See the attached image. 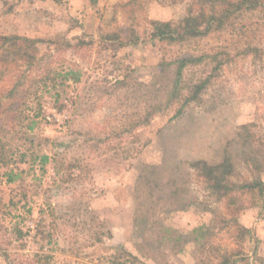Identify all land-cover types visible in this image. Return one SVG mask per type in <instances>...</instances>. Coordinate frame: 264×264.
Instances as JSON below:
<instances>
[{
  "label": "rangeland",
  "instance_id": "1",
  "mask_svg": "<svg viewBox=\"0 0 264 264\" xmlns=\"http://www.w3.org/2000/svg\"><path fill=\"white\" fill-rule=\"evenodd\" d=\"M196 11L195 0H0V38L36 40L34 59L0 65V94L22 77L14 116L0 119L18 173L0 175V264H264V162L253 173L234 140L249 124L264 157V3L201 37L152 40L151 20ZM182 53L207 55L183 73L209 76L202 101L142 123L161 95L159 62ZM69 68L78 79L60 85ZM225 149L234 177L262 192L216 201L188 174L189 160Z\"/></svg>",
  "mask_w": 264,
  "mask_h": 264
},
{
  "label": "trees",
  "instance_id": "2",
  "mask_svg": "<svg viewBox=\"0 0 264 264\" xmlns=\"http://www.w3.org/2000/svg\"><path fill=\"white\" fill-rule=\"evenodd\" d=\"M263 3L264 0H195L197 11L193 14L187 15L177 21L151 20L150 36L152 40L156 39L161 44L165 42L167 44H175L191 38L201 37L212 29H221L224 23H227L231 18L235 10L242 7L251 9L258 5H263ZM133 33L135 32L132 31L131 34ZM132 41L136 42L137 37H133ZM35 42V39L15 33L2 35L0 38V65L6 66L9 63L20 62V60V63H22L28 59H34L35 55L28 53L26 49L33 46ZM16 50H19L18 55H16ZM10 54L12 57H10ZM206 56V54L182 53L169 59L162 58L159 62L158 72L156 73V80L159 79L163 83V86H159L160 89L158 88L161 92V97L158 96L156 103L150 102L146 106L147 116L143 118L142 123L149 122L150 116L165 109L167 110L172 106L178 105L176 112L179 113L184 106L192 102L198 104L202 101L201 93L209 82V76L187 82L183 77V73L186 68L202 62ZM3 70L5 68L0 69V72H4ZM57 75L59 76L60 85H64L68 78L77 80L79 77L78 72L73 68L59 71ZM21 79L22 77L19 76L8 88L1 91L0 99H7L6 103L0 101L1 120L9 116L13 117V113L18 108L16 103L18 97L16 98V96L21 88ZM115 82L117 84L122 83L120 80H116ZM155 95L158 94L156 93ZM249 126V124L242 125L237 132V136H234V140L237 138L241 141L243 148V159L241 161L245 165H248L253 173L260 172L263 169L264 157H261L262 153H258L260 151L259 147L254 145L256 142L255 135ZM10 153L8 143L0 137V175L5 176L6 182H12L18 177V173L11 163ZM223 153L221 158L213 159V161L201 158L189 160L187 163V167L190 170L187 171L188 174L192 173L204 182L208 193L216 201L231 203V198H233L231 195L235 192H244L245 190H253L254 188H258L262 192L260 187L263 185V181L260 179L255 177L250 180L245 177L235 178L234 176L237 175V164L226 149L223 150ZM48 160V155H41L42 164ZM143 174V172L139 174L138 178H142ZM169 185L170 187H174V189L166 190L165 194L168 197H176L180 186L174 180L169 181ZM262 193L264 194V192ZM178 196L176 202H179ZM205 224L206 222H203L194 227V231L197 232L195 238L202 237V229H204Z\"/></svg>",
  "mask_w": 264,
  "mask_h": 264
}]
</instances>
